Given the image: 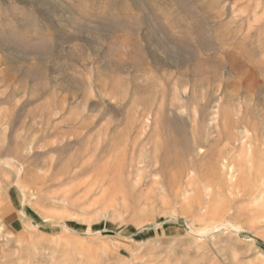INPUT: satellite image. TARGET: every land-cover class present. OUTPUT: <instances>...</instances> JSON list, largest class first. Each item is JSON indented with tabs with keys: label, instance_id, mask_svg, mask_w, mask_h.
Returning <instances> with one entry per match:
<instances>
[{
	"label": "rangeland",
	"instance_id": "374dc122",
	"mask_svg": "<svg viewBox=\"0 0 264 264\" xmlns=\"http://www.w3.org/2000/svg\"><path fill=\"white\" fill-rule=\"evenodd\" d=\"M0 264H264V0H0Z\"/></svg>",
	"mask_w": 264,
	"mask_h": 264
},
{
	"label": "bare ground",
	"instance_id": "6f19581e",
	"mask_svg": "<svg viewBox=\"0 0 264 264\" xmlns=\"http://www.w3.org/2000/svg\"><path fill=\"white\" fill-rule=\"evenodd\" d=\"M137 2V1H136ZM139 3H140V1H139ZM146 3V2H145ZM140 8H141V6H140ZM141 12V11H140ZM145 12V11H144ZM145 14V13H144ZM135 15V14H134ZM138 15V14H137ZM146 18V17H145ZM149 19H151V18H149ZM149 21V20H148ZM243 187V186H242ZM196 192H198V191H196ZM194 198V197H193ZM209 200V199H208ZM200 199H199V197H196V199L195 200H189L188 202H187V205H188V213L187 214H191V211L193 210V208H194V206H195V204H196V206H198V205H200ZM210 213H212V212H210ZM215 213V212H214ZM212 218H214L215 219V215H213L212 216ZM218 220V219H217Z\"/></svg>",
	"mask_w": 264,
	"mask_h": 264
}]
</instances>
